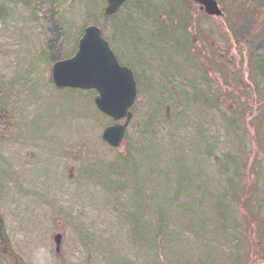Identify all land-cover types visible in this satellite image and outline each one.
<instances>
[{"label":"rangeland","instance_id":"obj_1","mask_svg":"<svg viewBox=\"0 0 264 264\" xmlns=\"http://www.w3.org/2000/svg\"><path fill=\"white\" fill-rule=\"evenodd\" d=\"M219 2L228 33L191 0H0V264H264V25ZM88 24L137 81L121 149L97 91L52 80Z\"/></svg>","mask_w":264,"mask_h":264},{"label":"water","instance_id":"obj_2","mask_svg":"<svg viewBox=\"0 0 264 264\" xmlns=\"http://www.w3.org/2000/svg\"><path fill=\"white\" fill-rule=\"evenodd\" d=\"M128 0H107L104 13L115 15ZM209 15L224 14L217 0H194ZM52 80L59 88L95 89L97 107L113 118L103 131V139L111 146L123 148L126 129L132 119L131 107L137 99L134 71L120 63L97 24H88L74 56L58 60L52 67ZM72 175V169H71ZM63 235L54 237L56 250H61Z\"/></svg>","mask_w":264,"mask_h":264},{"label":"flooded vegetation","instance_id":"obj_3","mask_svg":"<svg viewBox=\"0 0 264 264\" xmlns=\"http://www.w3.org/2000/svg\"><path fill=\"white\" fill-rule=\"evenodd\" d=\"M194 4V7L195 9H197L198 13L200 14H203L207 17H210L212 19H216V20H220L221 19V24L219 25H222V26H219L220 28L223 27V29H225V31L228 33L230 32V28L228 27V23H227V13L224 9V7L221 5L222 9H223V12L224 14L221 15V16H216V15H209L207 14L204 10L201 9V4L194 1V0H191ZM179 12V11H178ZM161 17L163 18L162 21V28L164 29H170V34L172 35V32H176L175 28H180V29H183V28H187L189 29V27H191V30H194L195 27H196V24H195V27L193 25V22H192V19H183L184 16L182 15V13H177V11L173 10L172 14H163L161 15ZM186 32V30H183ZM166 32V31H165ZM197 41L194 39V35H193V38H192V43H196ZM237 45V44H235ZM198 50L200 51V56H203V58L201 57V60H202V63L204 66H206L207 70L209 71L211 77L214 79V80H217L218 77L220 76V74L216 71V69L214 68L213 70L210 69V63L208 61H206V52L203 50V47L202 46H197ZM196 47L193 48V50L195 51L197 49ZM222 57H227L226 54L224 52L221 53ZM205 57V58H204ZM217 63H221V60L220 58H217ZM228 61L231 62V58H228ZM215 73V74H213ZM221 80V78H219ZM224 86V84H223Z\"/></svg>","mask_w":264,"mask_h":264},{"label":"trees","instance_id":"obj_4","mask_svg":"<svg viewBox=\"0 0 264 264\" xmlns=\"http://www.w3.org/2000/svg\"><path fill=\"white\" fill-rule=\"evenodd\" d=\"M232 1H236V3L239 2L238 5H240L241 1L246 2V1H252V0H232ZM253 1L256 2L255 3L256 8L253 10V12L251 14L249 13V15L252 19V23L257 24L259 21V24L262 26V25H264V0H253ZM252 28H253V26H251V29ZM251 29H250V31H251ZM256 29H260V27L256 28ZM233 32H234L233 34H234V37L236 40V44H239V42L241 43V41H243V42L248 41L247 35L249 34L248 33L249 31H246L245 33H243L241 31H239L238 28H235ZM257 34H262V33H257ZM249 36L252 37L251 33L249 34ZM0 239H2L1 235H0Z\"/></svg>","mask_w":264,"mask_h":264}]
</instances>
